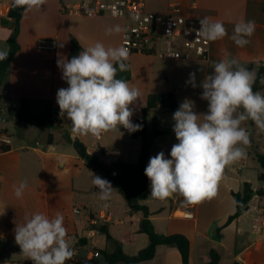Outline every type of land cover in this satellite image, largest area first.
Segmentation results:
<instances>
[{
	"label": "crops",
	"instance_id": "obj_1",
	"mask_svg": "<svg viewBox=\"0 0 264 264\" xmlns=\"http://www.w3.org/2000/svg\"><path fill=\"white\" fill-rule=\"evenodd\" d=\"M71 1L46 0L40 9L24 12L17 37L20 50L10 67L6 83L0 88L3 97L0 117L6 119L2 122L16 119L9 109H18L22 99L32 101L34 113L50 104L57 111V129L66 131L68 142V145L63 146L55 143V128L21 125L20 136L13 141L10 150L0 153V264L31 263L15 241V229L17 225H23L34 212H43L50 218L57 212L63 214L70 245L75 252L66 264H104L100 251L109 248L110 243L105 234L95 230L97 226L92 224V220L109 211L113 213L114 222L98 227L107 226L111 237L122 243L127 254L135 255L149 245L148 236L139 232L141 215H131L128 205L127 208L123 205L127 220L116 214L112 205L119 192L113 186L114 191L106 201L107 206L102 204L99 190L92 180L93 175L103 177L87 164L84 157L78 155L73 146L74 141H78L86 153L100 157L107 163L122 159L134 164L140 156L141 140L135 139L133 132L130 133L123 126H120L119 131H108L99 138L78 136L72 131L71 121L59 115L57 91L67 88L68 84L62 79L57 60L62 57L71 59L72 40L83 51L96 42L103 43L105 47H120L125 28L123 19L110 16L88 18L62 13L60 2ZM12 4L13 0H0V50L9 51L8 41L13 34V20L9 18ZM147 8L152 12L165 13L168 0H147ZM183 12L221 21L228 35L222 40L211 41L206 61L182 62L145 54L129 55L126 63L131 78L128 83L141 92L140 99L130 105L134 110L131 118L133 123L142 116L149 97L154 94L173 93L179 105V95L182 94L193 102V110L197 114L207 113L208 101L201 99L203 88L200 85L213 72V62L229 58L264 65V0H199L197 8H184ZM2 20L6 21L5 25ZM241 20L255 22V31L244 47H238L230 39L234 25ZM117 25L123 29L122 32L107 34L106 29ZM42 38L57 40L55 53L38 49V41ZM190 73L196 74L195 88L186 83ZM259 93L264 94V91ZM157 110L149 113V123L153 122ZM172 117L167 115L164 119H158L162 135L154 140L149 159L161 151L166 158H171V148L178 143ZM242 125L250 137L246 156L225 168L215 198L186 206L183 197L178 194L164 201L150 197V187L149 196L144 202L151 212L157 233L183 234L189 238L190 264L209 263L211 250L220 255V264H233L235 260L243 264H264V183L259 180L262 170L256 156L257 153L264 155V132L250 120ZM64 162H72L76 167L75 176H69L68 181L62 180L63 170L58 168ZM79 162L89 166L88 175L77 166ZM34 164H40V172L31 170ZM25 180L28 187L24 195L17 198L14 186ZM246 183L251 185L254 192L263 193H255L246 212L229 221L236 211L233 193L242 192ZM76 200L81 201V208L76 206ZM75 210H79V213ZM142 264H182V259L177 248L159 246L155 258Z\"/></svg>",
	"mask_w": 264,
	"mask_h": 264
},
{
	"label": "clouds",
	"instance_id": "obj_2",
	"mask_svg": "<svg viewBox=\"0 0 264 264\" xmlns=\"http://www.w3.org/2000/svg\"><path fill=\"white\" fill-rule=\"evenodd\" d=\"M45 3L13 0V6L26 10L40 9ZM199 23L197 35L206 41L228 35L221 21L204 17ZM122 31L119 25L106 29L107 34ZM254 31V21L241 20L234 25L230 39L244 47ZM8 56L7 50H0V61ZM128 58L126 47H105L96 42L70 60H57L62 79L68 84L57 91L59 115L71 121L76 135L99 138L108 131H119L120 126L130 133L141 129L132 122L134 110L130 108L141 92L117 78L118 70H127ZM195 80L196 74L190 73L186 83L195 88ZM253 81L254 74L235 59L213 62V72L200 85L201 99L208 101L207 113L197 114L193 102L185 99L172 117L178 143L171 148V158L161 151L149 159L144 174L151 181L150 197L164 201L178 194L187 206L217 196L225 168L246 156L250 137L241 125L251 120L264 132V94L253 91ZM92 183L101 201L111 198L114 189L108 180L93 175ZM27 187V181H21L14 186V195L21 198ZM15 241L33 264H66L75 255L60 212L51 218L43 212L32 213L23 225H17Z\"/></svg>",
	"mask_w": 264,
	"mask_h": 264
},
{
	"label": "trees",
	"instance_id": "obj_3",
	"mask_svg": "<svg viewBox=\"0 0 264 264\" xmlns=\"http://www.w3.org/2000/svg\"><path fill=\"white\" fill-rule=\"evenodd\" d=\"M25 11V8L15 7L13 4L11 6L9 18L13 20V34L8 41V59L0 61V88L6 83L10 67L17 52L20 50L17 37L19 34L20 22ZM2 23L5 25L6 21L2 20ZM72 44L73 50L71 58L78 56L80 52L83 51L82 47L75 40H72ZM236 61L238 65L243 66L254 74V81L252 84L253 91H264V65L257 62L243 63L238 60ZM117 78L128 82L131 78L129 66L126 71L121 72L118 70ZM2 102L3 97L0 94V113L2 111ZM179 106L178 100L173 93L154 94L149 97L147 106L142 112V116L134 122V124L141 125L139 131L133 132V137L141 140L140 156L136 163H128L122 159H116L111 163H107L100 157L88 153H86L83 158L89 166L100 173L101 176L108 180L119 192L127 203L131 215H141L139 232L146 234L149 238V245L146 248L135 255H129L124 251L122 243L111 237L107 226L94 227L96 231L105 234L110 243L109 248L100 251L104 257V264H142L155 258L159 246L177 248L182 259V264H190L191 242L189 238L183 234L162 235L157 233L151 220V212L144 203L149 196L150 189V180L144 174L145 168L148 164L154 140L162 135L158 125L159 118L156 116L153 122L149 123V113L159 108L163 109L165 112L174 113ZM9 113L13 114L19 122L28 126L45 127L48 129L58 127L57 111L50 104L46 105L42 111L34 113L32 112V101L29 99H22L20 100L19 108L15 109L11 107ZM9 150L10 147L0 144V153ZM256 156L262 170L259 174V180L264 183V155L257 153ZM255 193L262 195L263 191L254 192L251 185L248 183L245 184L242 192L233 193L236 211L229 221L235 220L246 212L248 203ZM220 259V255L215 250H211L210 262L206 264H220ZM30 264H33V262L31 261ZM233 264L243 263L235 260Z\"/></svg>",
	"mask_w": 264,
	"mask_h": 264
},
{
	"label": "built area",
	"instance_id": "obj_4",
	"mask_svg": "<svg viewBox=\"0 0 264 264\" xmlns=\"http://www.w3.org/2000/svg\"><path fill=\"white\" fill-rule=\"evenodd\" d=\"M199 0H168V10L156 13L148 10L147 0H73L60 2L61 12L67 15L98 18L110 16L123 19L125 28L122 46L131 54H145L159 59L182 62L208 60L210 41L199 38L200 17L186 14L184 8L195 9ZM38 49L55 53V38H42ZM10 135L0 126V144L11 147ZM79 213V210H75ZM114 222L111 211L92 220L94 226ZM121 222V221H120Z\"/></svg>",
	"mask_w": 264,
	"mask_h": 264
},
{
	"label": "rangeland",
	"instance_id": "obj_5",
	"mask_svg": "<svg viewBox=\"0 0 264 264\" xmlns=\"http://www.w3.org/2000/svg\"><path fill=\"white\" fill-rule=\"evenodd\" d=\"M179 97L181 99V103L185 99H187L184 95L182 96V94H180ZM173 114L174 113H168V112H165L163 109H159L156 111L155 115L157 117H159V119H164L167 115L172 117ZM63 119L66 121H70L67 119L66 116ZM21 125H22V127H24L23 125H25V124L19 122L15 118H11L10 122H8V123H4V122L0 121V126L4 130H7V133L10 135V137L12 138L13 141H15V139H17L20 136ZM241 126L244 127V125H241ZM53 131L55 133V143L57 145H60V146L68 145L67 138H66L67 137L66 131H62V130H59L57 128H55ZM80 163L81 162H79L77 164V166L81 169V171L85 175H88L90 173V170H88L89 166H84L83 164H80ZM56 164H57V162H56ZM58 168L63 170L62 180L68 181L69 176H75L76 167H75L74 163H72V162H70V163L64 162L61 166L59 165ZM31 170L34 172H40L41 171L40 164H34L33 167L31 168ZM75 182H76V184H78L76 177H75ZM116 195L117 196H116V198L114 200V204L112 206L114 207V210H116L117 215L122 216L125 220H127V215L125 214L124 209H123V207H124L123 205H125V207L127 208V203L125 202V200L122 198L121 195H119V194H116ZM75 203H76V206H78V208H81V207H79V206H81L80 200H76ZM102 204L106 205L107 203H106V201H102ZM71 206H73V204H71ZM201 263H202V261H201Z\"/></svg>",
	"mask_w": 264,
	"mask_h": 264
},
{
	"label": "water",
	"instance_id": "obj_6",
	"mask_svg": "<svg viewBox=\"0 0 264 264\" xmlns=\"http://www.w3.org/2000/svg\"><path fill=\"white\" fill-rule=\"evenodd\" d=\"M4 120L6 119L0 117V121H4ZM73 146L80 157H84L86 155L85 148L78 141H74Z\"/></svg>",
	"mask_w": 264,
	"mask_h": 264
}]
</instances>
